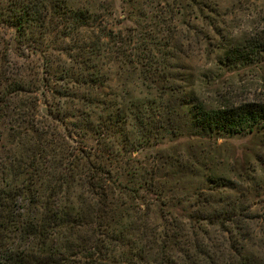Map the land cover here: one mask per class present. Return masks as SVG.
<instances>
[{
	"label": "trees",
	"instance_id": "16d2710c",
	"mask_svg": "<svg viewBox=\"0 0 264 264\" xmlns=\"http://www.w3.org/2000/svg\"><path fill=\"white\" fill-rule=\"evenodd\" d=\"M79 1L88 7L71 0H7L0 8V23L16 41L43 57L60 55L58 67L47 60L40 81L56 107L48 104V113L40 114L35 85L18 82L10 94L34 97L24 101L29 113H19L11 128L18 138L27 122L25 152L10 162L0 159V264H264V242L258 254L248 249L254 203L240 196L245 193L234 180L212 172L203 174L202 186L186 188V178L199 174L196 160L162 151L140 159L167 135L181 139L185 130L210 143L264 131V101L181 99L166 73L171 54L179 52L180 29L191 25L186 9H200L218 32L216 1ZM119 2L127 12L125 29L118 30L112 19ZM113 62L136 66L157 86L156 98L125 106L102 98L111 88L105 67ZM260 62L262 32L231 45L220 64L236 70ZM75 102L103 108V114L72 121L67 106ZM257 218L264 236V216ZM217 229L214 239L210 231Z\"/></svg>",
	"mask_w": 264,
	"mask_h": 264
},
{
	"label": "rangeland",
	"instance_id": "374dc122",
	"mask_svg": "<svg viewBox=\"0 0 264 264\" xmlns=\"http://www.w3.org/2000/svg\"><path fill=\"white\" fill-rule=\"evenodd\" d=\"M215 1L218 5L219 17L214 15L212 18L218 22L219 31L210 30L211 26L209 22L203 20L204 16L200 9L188 7L185 11V21L191 25L180 29L182 33L178 34L176 42L179 52L175 55L171 54L173 58L167 62L166 73L179 87L182 93L179 95L181 99L188 96L198 102L219 103V105L225 99H231L234 102L253 99L264 101V62L239 67L236 70L225 68L220 64L227 49L244 36L260 32L264 34V0ZM141 4L146 2L140 0L139 5ZM71 5L88 7L79 0H71ZM122 5L121 2L117 3L115 7L117 15L112 19L118 30L125 29L123 14L127 10L124 8L125 5L124 7ZM7 6V0H0V8ZM147 25L149 23L145 24ZM130 28L131 26L128 25V29ZM47 60L58 67L60 55L57 52H50L48 56L43 57L33 53L28 46L16 41V35L11 28L0 23V159L5 162H10L16 154L21 155L25 152L30 136L27 122H23L20 128L22 136L14 138L11 131L13 120L18 118L19 113L24 114L25 111L29 113L27 106H24L28 103L25 102L23 105L24 101L30 100V96L34 97L21 93L10 95L15 84L20 82L26 88L35 85L41 89V92L35 95L41 101L39 102L41 115L48 113V104L56 107L50 98L52 96L44 94L43 86H40L41 79L47 75ZM122 64L113 62L110 66H104L109 72L111 88L104 90L102 98L113 100L124 106L132 102L155 99L159 93L157 86L144 80L136 66ZM160 81L161 85H166L162 79ZM8 95L11 97L10 103L4 100ZM22 105L25 110H20ZM67 107L72 115H75L72 121L77 123L80 121L81 124L83 122L79 114L82 116L91 114L95 120L99 119L101 113L103 114V108L89 109L76 102ZM185 131L181 139L167 135L159 148L150 150L140 159L143 161L152 159L162 151L168 157L176 158L180 155L185 160H196L200 165V170L196 172L199 174L186 178L184 181L186 188L192 185L202 186L203 174L206 173L214 172L234 180L235 187L245 194L248 192L250 197L245 194L240 196L249 200V204L254 203L250 206L247 215L254 220L253 223L248 224L250 232L248 249L251 253H260L264 236L257 217L264 216V131L246 137L219 138L216 143L196 140L189 136L188 130ZM4 176L0 173V182L5 179ZM210 235L217 239L218 229L211 230ZM229 237L231 238V235Z\"/></svg>",
	"mask_w": 264,
	"mask_h": 264
}]
</instances>
